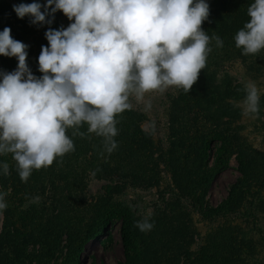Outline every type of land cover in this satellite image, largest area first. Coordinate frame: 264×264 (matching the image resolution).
<instances>
[{
    "label": "rangeland",
    "instance_id": "1",
    "mask_svg": "<svg viewBox=\"0 0 264 264\" xmlns=\"http://www.w3.org/2000/svg\"><path fill=\"white\" fill-rule=\"evenodd\" d=\"M208 2L204 30L227 52L253 0ZM20 3L29 1L0 0V31L10 27L29 46L28 64L39 77L45 32L71 21L57 11L51 24H32L15 13ZM211 47L213 58L220 47L214 39ZM249 55L224 60L218 71L232 80L220 93L227 83L206 80L187 93L170 87L142 100L131 96V109L116 117L111 154L85 123L82 136L67 130L75 150L27 182L12 154L0 155L9 165V174H0L8 205L0 213V264H26L22 255L43 252L48 264H63L70 254L76 264H264V118L237 106L248 82L264 93V51ZM17 65L0 55V71ZM145 217L154 223L147 232L136 226Z\"/></svg>",
    "mask_w": 264,
    "mask_h": 264
},
{
    "label": "clouds",
    "instance_id": "2",
    "mask_svg": "<svg viewBox=\"0 0 264 264\" xmlns=\"http://www.w3.org/2000/svg\"><path fill=\"white\" fill-rule=\"evenodd\" d=\"M13 9L32 24H51L57 11L71 21L45 32L39 77L28 64L29 46L14 39L10 27L0 31V55L18 60L14 71H0V155L12 154L24 182L74 151L67 130L82 136L85 123L111 154L116 117L131 109V96L142 100L170 87L190 92L212 52L211 39L223 47L202 27L210 16L208 0H34ZM247 15L235 46L256 55L264 51V0H253ZM244 91L237 106L258 114L257 86L248 82ZM0 174H9L7 163H0ZM6 195L0 191V213L8 206ZM136 226L147 232L154 223L145 217Z\"/></svg>",
    "mask_w": 264,
    "mask_h": 264
},
{
    "label": "trees",
    "instance_id": "3",
    "mask_svg": "<svg viewBox=\"0 0 264 264\" xmlns=\"http://www.w3.org/2000/svg\"><path fill=\"white\" fill-rule=\"evenodd\" d=\"M28 1H29V3L34 2V0H28ZM39 2L42 4L46 3L44 0H39ZM225 5L228 7L229 3L223 2V4L219 5V6L224 7ZM217 9H218V7H216V10ZM202 27L204 28L203 24H202ZM235 48H237V47H235V46L230 47V48L226 49L227 52L224 51L223 47L222 48L221 47L216 48L215 52H214V57L212 58V56H208L206 67H205V69H202L200 72L199 78L197 80L199 82V84L200 83L202 84L206 80H208V82L210 81V85H211V83H214V82H218L220 84L227 83L226 86H224L222 88L218 87V89H219V93L224 91L225 89H228L229 86L231 85L230 81L232 80V79L230 80V75L229 74H222L218 71V69H221V67L223 66L224 60L227 57L232 58L233 61H234V59H236L238 57L239 58L242 57L243 59L245 58L244 59L245 61H247L246 60L247 57H248V59L251 58V57H249L250 55L245 56L244 54L241 53L240 50L235 49ZM253 61H256V60L254 59ZM254 63H252V64H254ZM239 84L242 85V83H240V82H239ZM229 90L231 91V89H229ZM260 100H261V105L259 106V109H260L259 113H261L263 118H264V93L262 94V96H260ZM118 115H122V113L118 114ZM89 143L95 145L97 142L92 139V140H89ZM83 249H84L83 244L81 246L77 247L75 249V256L79 257V254H80L81 250H83ZM26 259H27L26 264H43V263L48 264L50 261L49 256L45 252H43L40 255L28 253L27 258L25 255L21 256V260L25 261ZM63 264H76V260L70 254L69 257L65 260V262Z\"/></svg>",
    "mask_w": 264,
    "mask_h": 264
}]
</instances>
